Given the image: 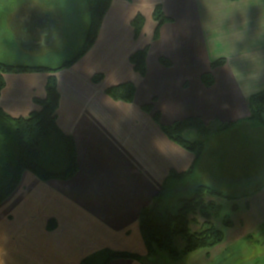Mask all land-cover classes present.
Listing matches in <instances>:
<instances>
[{"label": "crops", "instance_id": "0c3cea01", "mask_svg": "<svg viewBox=\"0 0 264 264\" xmlns=\"http://www.w3.org/2000/svg\"><path fill=\"white\" fill-rule=\"evenodd\" d=\"M157 5L170 21L154 39ZM3 12L0 32L9 28L17 36L20 46L14 50L38 46L27 41L28 33L54 20L41 0H9ZM138 15L146 23L135 37L132 22ZM262 16L264 0L222 25L210 23L201 0H113L86 55L53 74L61 95L57 124L74 140L79 171L69 180L42 181L25 170L12 195L0 204V264H83L104 250L142 257L108 264H141L147 257L138 223L142 209L161 191L170 172L193 166L191 176L167 183L165 205L171 187L179 201L205 186L226 196L215 199L220 206L222 200L229 202L224 217L232 225L222 224L221 229L225 244L263 233L264 116L250 120L248 100L264 91V70L251 80L254 66L242 56L247 51L264 60ZM234 31L242 32V38L236 39ZM146 47L147 72L142 77L129 58ZM161 58L171 65L164 66ZM221 59L225 64L213 69ZM7 64L23 63L10 59ZM209 72L212 86L201 81ZM97 75L102 78L95 83ZM50 76L47 71L7 74L0 98L3 111L23 118L40 110L36 100L45 99ZM124 82L136 86L132 103L106 93ZM148 105L163 125L195 117L208 125L211 133L196 161L160 130L153 112L143 108ZM51 220L56 228L49 231Z\"/></svg>", "mask_w": 264, "mask_h": 264}, {"label": "trees", "instance_id": "16d2710c", "mask_svg": "<svg viewBox=\"0 0 264 264\" xmlns=\"http://www.w3.org/2000/svg\"><path fill=\"white\" fill-rule=\"evenodd\" d=\"M89 9L88 33L85 39L83 50L76 59L66 61L63 65L51 70L47 67H28L24 65H7L0 63V98L2 90L6 85L5 76L10 73L21 72H50L45 90L46 96L43 100H36L41 106L40 110L30 113L23 118H15L7 115L0 105V204L8 199L15 188L20 184L25 170L31 171L42 181L49 179L69 180L79 171L77 150L74 140L71 136L64 135L57 124L58 108L60 106V91L58 89L57 78L53 75L56 71L67 68L86 55L89 49L95 43L100 32L103 18L110 9L113 0H86ZM130 1V0H127ZM152 17L157 21L154 39H157L160 33V27L170 21V18L164 16L161 5H157ZM146 18L138 15L133 19L132 27L135 37L139 36L145 27ZM148 48L138 50L130 56L129 60L134 67V71L142 77L146 76ZM160 62L169 67L170 62L161 58ZM225 64V60H217L212 68ZM102 76L97 75L94 82H100ZM202 83L212 86V73H206L201 78ZM107 95L113 100L132 103L135 99L136 86L131 82L115 85L106 90ZM250 120H262L264 116V91L252 95L249 100ZM148 113L153 112L151 105L143 107ZM153 119L160 127V130L170 141L176 142L184 150H188L195 155V161L201 154L202 148L207 142L211 129L200 118L185 119L166 126L161 123L160 115L153 112ZM197 133L201 139H191L188 134ZM51 139H57L64 146V154L67 166L65 170L55 173L47 171L43 167L42 146ZM193 167L186 172H170L169 177L163 183L160 192L152 197L149 206L142 209L138 223L140 234L146 246L147 256L155 257L159 252L167 255L171 260H178L189 257L201 250H210L223 244L225 232L220 230L216 223L221 220L223 208L215 199L224 197L222 194L205 186H198L193 195L187 199L176 201L178 208L176 212L166 210L165 194L166 185L174 179H184L191 176ZM234 209L237 207L234 205ZM223 226L229 228L232 225L229 217L223 218ZM56 222L51 220L47 224L49 231L54 230ZM181 237L184 241V248L177 249L175 241ZM101 254V255H100ZM103 257L104 261L99 258ZM137 260L142 257L136 254L126 252H115L104 250L98 254L92 255L86 259L83 264H108L113 260ZM96 262V263H95Z\"/></svg>", "mask_w": 264, "mask_h": 264}, {"label": "rangeland", "instance_id": "374dc122", "mask_svg": "<svg viewBox=\"0 0 264 264\" xmlns=\"http://www.w3.org/2000/svg\"><path fill=\"white\" fill-rule=\"evenodd\" d=\"M41 5L47 10V16L52 13V18H54V20H51L53 23L52 32H50L52 33L51 38L48 37V31H45L44 37L38 43V46L28 48L26 51L14 50L15 46H20V41L8 28L5 33L0 32V62L7 64L11 59L22 62L21 65L24 66L47 67L55 70L66 61L76 59L79 53L82 52L90 20L87 1L41 0ZM4 8L0 9V15L4 13ZM2 23L6 25L3 18ZM22 45L25 47L24 44ZM9 56V60H5ZM191 138H198V135L196 134ZM41 152L45 170L55 173L65 170L67 163L64 146L57 139L47 141L42 146ZM173 195L174 191L171 187L164 208L176 212L178 208L177 198L176 195ZM222 202V217L216 223L220 230L223 224L222 218L229 213V202L227 200H222ZM260 232H252L250 236H246L243 240H231L232 244L227 241L225 244L223 241L220 246L210 250H201L189 255V257L178 260V262L159 252L155 257L147 256L141 264H264V232ZM175 244L177 249H183L185 246L181 237H177ZM99 259L104 261L103 257Z\"/></svg>", "mask_w": 264, "mask_h": 264}, {"label": "clouds", "instance_id": "9594fccd", "mask_svg": "<svg viewBox=\"0 0 264 264\" xmlns=\"http://www.w3.org/2000/svg\"><path fill=\"white\" fill-rule=\"evenodd\" d=\"M9 3V0H0V9L5 7ZM203 9L205 10L207 17L211 24L222 25L225 20L231 18L236 13H240L244 16L246 10L250 4H261V0H201ZM244 24H247V20H244ZM260 32L264 33V16L261 17L259 23ZM233 36L236 39L242 38L243 33L240 31H234ZM242 56L252 63L253 70L249 73L251 80L258 79L259 72L264 70V60L258 55L249 53L247 51L242 53Z\"/></svg>", "mask_w": 264, "mask_h": 264}, {"label": "flooded vegetation", "instance_id": "af4514ba", "mask_svg": "<svg viewBox=\"0 0 264 264\" xmlns=\"http://www.w3.org/2000/svg\"><path fill=\"white\" fill-rule=\"evenodd\" d=\"M48 24L50 23V21H48L47 22ZM47 25H46V23H45V25L44 26H42L40 29H38L37 31H34V32H31V34L30 33H28V34H30L29 36H28V38H27V41L29 42V43H31V42H33L34 43V45H36V44H38L40 41H41V39L44 37V32H45V30H43L44 29V27H46ZM50 32H52V29L50 30V31H48V33H49V35H48V37L49 38H51V34L52 33H50Z\"/></svg>", "mask_w": 264, "mask_h": 264}, {"label": "water", "instance_id": "95a60500", "mask_svg": "<svg viewBox=\"0 0 264 264\" xmlns=\"http://www.w3.org/2000/svg\"><path fill=\"white\" fill-rule=\"evenodd\" d=\"M52 25H53V23L50 22V23L48 24V26L44 27L43 30H45V31H50V30L52 29ZM30 34H31V33H30ZM30 34H29V35H30Z\"/></svg>", "mask_w": 264, "mask_h": 264}, {"label": "bare ground", "instance_id": "6f19581e", "mask_svg": "<svg viewBox=\"0 0 264 264\" xmlns=\"http://www.w3.org/2000/svg\"><path fill=\"white\" fill-rule=\"evenodd\" d=\"M46 25L48 26V23H46Z\"/></svg>", "mask_w": 264, "mask_h": 264}]
</instances>
